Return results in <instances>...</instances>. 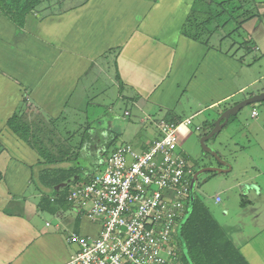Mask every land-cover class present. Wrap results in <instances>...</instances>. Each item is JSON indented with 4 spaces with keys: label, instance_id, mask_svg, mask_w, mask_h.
I'll use <instances>...</instances> for the list:
<instances>
[{
    "label": "crops",
    "instance_id": "obj_1",
    "mask_svg": "<svg viewBox=\"0 0 264 264\" xmlns=\"http://www.w3.org/2000/svg\"><path fill=\"white\" fill-rule=\"evenodd\" d=\"M236 7L250 18L234 20ZM218 8L227 19L223 32H209L208 21L202 36L184 34L188 24L202 23L203 10ZM101 70L113 74L126 106L122 122L111 111L107 132L121 139L116 148L147 149L159 121L194 117L196 126L210 125L264 92L257 88L264 81V0H39L21 27L0 12V264H67L76 249L68 235L98 236L100 223L65 200L94 172L77 161L63 164L77 167L79 180L51 194L38 178L42 160L7 121L20 107L38 112L73 149L80 146V139L72 143L82 134L74 117L83 113L73 100ZM251 108L249 123L239 112L226 125L236 127L228 139L246 161L236 182L215 196L219 209L190 190L173 234L179 264H264V105ZM225 150L217 153L226 161ZM234 190L222 202L220 194ZM200 217L198 229L187 226Z\"/></svg>",
    "mask_w": 264,
    "mask_h": 264
},
{
    "label": "built area",
    "instance_id": "obj_2",
    "mask_svg": "<svg viewBox=\"0 0 264 264\" xmlns=\"http://www.w3.org/2000/svg\"><path fill=\"white\" fill-rule=\"evenodd\" d=\"M193 119L159 121L147 149L117 147L103 170L69 190L66 202L101 230L95 238L68 235L76 249L67 264H179L173 234L193 175L179 136L201 130Z\"/></svg>",
    "mask_w": 264,
    "mask_h": 264
},
{
    "label": "rangeland",
    "instance_id": "obj_3",
    "mask_svg": "<svg viewBox=\"0 0 264 264\" xmlns=\"http://www.w3.org/2000/svg\"><path fill=\"white\" fill-rule=\"evenodd\" d=\"M226 20L227 19L223 10L221 11L219 8L217 10H203L201 12L200 21L202 23H205V21H207L206 23H208V21L212 22L211 25H208V27L211 29L209 32L213 31V33H216L217 31L218 33H221L222 30L219 32L218 29L219 27H222L221 29L225 27L224 24ZM204 29L208 32V29L205 27ZM224 30L228 31V27H226ZM230 31L231 30H229V32ZM237 38L238 37H235L236 40ZM112 75L107 74L105 71L102 72L101 70V72H98L94 75L92 83L90 85H86L87 87L85 86V90H78L76 92L73 100V108L78 112L83 113V115L74 117L78 120L81 118V121L79 120L74 122H78L81 125L79 126L78 130H80L79 134L81 132L82 134L81 138L78 134L79 136L75 137L72 141V143L77 144L79 139L81 140L80 146L74 149L72 148V152L75 154H80L77 160L78 164H80L81 168L83 166H87L86 169L89 171L91 170V173L103 170L107 156H109L111 152L115 150V146H117V144L121 141V139L116 141L112 134L107 132L109 120L112 116L111 111L113 110L115 114H117L118 120L122 122L123 112L126 108L125 103L118 100V88L117 84L113 81ZM261 85L264 88V81H262L261 84L257 86V88L261 87ZM253 90L254 88L248 90L247 93ZM263 105L264 101L254 104V107L260 111ZM251 109V106L242 109L238 117H241L243 121L247 120L249 123ZM195 122L200 123L201 119H196ZM73 125L74 124H72L71 127ZM208 126L210 125L202 124L200 131H196L195 128L192 127L189 134L179 136V149L186 156H188L193 173L203 167L216 165L215 159L204 153L200 145L201 137L208 133ZM85 127L87 130L84 132L82 130ZM235 130L236 127L233 125L225 126L216 138L210 139L206 142L207 146L214 149L216 152L217 150L221 151V147H226L224 158L226 159V162H228L230 166L233 167V171L227 174L212 176L209 173H205L201 175L197 181H195L193 192L199 197L200 200L205 202V204L210 207L211 210L219 209L221 205L215 206L213 203L215 196L221 192L222 187L234 184L236 182V177L242 174V169L245 166L244 162L246 160L239 157L240 155L238 154L235 156V154L238 152L228 139L229 133L234 132ZM101 132H103V134ZM99 135L100 137H98ZM98 139L102 140L100 144L97 143ZM225 175L226 177L224 178ZM70 181H67L66 183H69ZM62 185L63 186H61V189L63 190L67 184ZM73 186L74 182L71 181L69 183V187L71 188ZM233 193L237 194V190H234V192L230 194L229 192L220 194L221 198L223 199L222 202H224V199L227 197V195H231Z\"/></svg>",
    "mask_w": 264,
    "mask_h": 264
},
{
    "label": "trees",
    "instance_id": "obj_4",
    "mask_svg": "<svg viewBox=\"0 0 264 264\" xmlns=\"http://www.w3.org/2000/svg\"><path fill=\"white\" fill-rule=\"evenodd\" d=\"M39 5V0H0V12L4 17L12 21L18 26H22L28 14L33 12ZM241 12L240 7L233 10L232 18L234 20H245L248 17L247 11ZM191 23V21H190ZM206 23V22H205ZM205 23H191L188 24L184 34L188 37H199L203 34ZM26 101L22 102V105ZM236 117V116H235ZM231 117L229 123L235 119ZM213 123L210 124L212 128ZM8 129L23 143H25L37 156L42 160L43 168L41 169L38 178L42 186H45L51 191V194L60 192V186L70 181L76 183L79 179L77 177V167H61L63 164H74L80 154L72 152V147L65 140L59 132L54 128L53 123L48 121L42 114L22 111L14 113L7 121ZM212 176L215 174L209 173ZM67 185L65 189H68ZM64 191V190H62ZM206 218V215H205ZM191 220L187 226L198 229L200 222ZM209 222L208 218H206ZM198 224V225H197ZM197 225V226H195Z\"/></svg>",
    "mask_w": 264,
    "mask_h": 264
},
{
    "label": "water",
    "instance_id": "obj_5",
    "mask_svg": "<svg viewBox=\"0 0 264 264\" xmlns=\"http://www.w3.org/2000/svg\"><path fill=\"white\" fill-rule=\"evenodd\" d=\"M263 101H264V92L248 97L242 101L235 103L231 107L225 109L213 122V126L210 129V131L206 135L201 137L200 145L202 151L213 157L218 165L203 167L197 170L192 175L191 188L194 186L195 181H197V179L205 173L220 175L230 172L231 170L230 164L226 162L224 159H222L214 149L208 147L206 142L209 141L210 139L216 138L219 135V133L222 131V129L228 124L229 119L231 117H235L242 109Z\"/></svg>",
    "mask_w": 264,
    "mask_h": 264
},
{
    "label": "flooded vegetation",
    "instance_id": "obj_6",
    "mask_svg": "<svg viewBox=\"0 0 264 264\" xmlns=\"http://www.w3.org/2000/svg\"><path fill=\"white\" fill-rule=\"evenodd\" d=\"M218 164L216 163V165L215 166H217ZM194 174V173H193Z\"/></svg>",
    "mask_w": 264,
    "mask_h": 264
}]
</instances>
